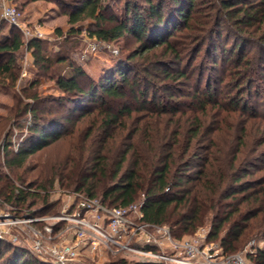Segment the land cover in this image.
I'll return each mask as SVG.
<instances>
[{"label":"trees","instance_id":"obj_1","mask_svg":"<svg viewBox=\"0 0 264 264\" xmlns=\"http://www.w3.org/2000/svg\"><path fill=\"white\" fill-rule=\"evenodd\" d=\"M79 1L66 13L70 26L66 34L57 27V36H76L79 30L75 23L89 18L93 23L88 33L98 40L113 42L129 33L145 41L141 42L145 47L142 53L162 45L173 58L159 64L163 77L172 82L193 80L191 85L186 84L191 88L180 90V94L171 89L168 95L158 96L157 88L148 79L152 76L150 69L145 68L146 74L140 79L137 74L129 76L130 67L124 62L99 81L89 79L82 86L79 79L85 72L81 67L68 62L62 53L48 56L42 38H29L26 48L40 71L47 73L53 63H67L69 72L56 75L55 83L67 102L75 103V108L80 105V110L86 111L84 115L93 117L65 158L30 169L38 170L34 180L21 181V186L9 180L1 184L4 176L0 173V197L15 206L31 207L38 196L45 203L48 190L57 182L63 188L98 197L107 206L123 207L141 201L143 220L168 226L171 235L179 239L208 224L206 240L216 242L225 256L237 252L249 240H264V174L255 176L264 170V111L259 109L264 108V91L254 86L252 92L250 77L255 68L264 72L257 64L264 55L244 53V45L250 43L260 53L264 51V0H253L252 4L219 0L220 18L212 25L204 23L198 32L188 33L180 49L169 39L189 25L196 0H143V8L123 0L120 16L109 12L110 2L105 3L109 0ZM227 19L233 20L234 26L223 24ZM222 26L236 39L232 48H224L225 62L238 52L227 72L212 80L222 84L217 93L211 79L203 80L198 74L194 79L188 69L174 67L181 65L185 54L189 66L206 40L215 50L212 36L220 37ZM9 35L0 42V58H6L0 64V74L13 84L17 80L13 54L24 44V36L14 25ZM141 81L145 86L139 91ZM228 87L230 93L224 96L223 89ZM244 91L255 95L253 103L258 108L249 105ZM127 95L133 97L137 107L122 102ZM31 98L38 99L35 95ZM84 104L93 106L82 108ZM19 112H29L33 122L16 150L10 141L6 142L3 165L10 169L22 167L32 153L63 133L58 116L42 118L38 108L29 102L23 103ZM127 119H131L129 126ZM248 257L253 264H264V246H257ZM110 263L165 264L137 260L127 263L123 259ZM0 264L52 263L37 259L23 246L0 239Z\"/></svg>","mask_w":264,"mask_h":264},{"label":"rangeland","instance_id":"obj_2","mask_svg":"<svg viewBox=\"0 0 264 264\" xmlns=\"http://www.w3.org/2000/svg\"><path fill=\"white\" fill-rule=\"evenodd\" d=\"M1 1L2 0H0V3ZM3 1H7L16 8L19 13V21L22 25L29 29L37 28L43 33V46L45 47V53L48 56L54 57L56 53H62L67 56L68 62H71L74 66H79L83 69L85 75L79 79L82 86L87 84L89 79H93L95 82L99 81L102 77L112 71L115 66L124 62L128 65L127 67H130L131 71L129 72V76H135V74H137V78L140 79L141 76L146 74L145 68L150 69L152 76H149L150 78L148 79L152 81L154 88H157L156 91L158 96L168 95L171 89L178 90V93L180 94L182 93L180 90L187 91L186 89L191 88L186 84L188 83V85H191L193 80L191 82H185L184 79H179V81L172 82L163 77V73H161V69H159L163 67H158L159 64H162L164 60L166 61L168 58H170V60H173V58L170 55V51L164 50L162 45L151 46L147 51L142 53V50L145 47L141 45L144 44L143 42L145 41H141V44L140 41L136 40L134 35L129 33L113 42L98 40L95 37L90 36L88 33L90 23H93V20L89 18H84L75 23L74 27L79 30V33L76 36H72L68 39H64L63 36H57L55 34V28L57 27L61 29L63 35L66 34L70 27L67 22L66 13L71 11L74 8V4H78L80 2L79 0ZM131 1L135 2V4L139 7L143 8V6H146L143 0ZM108 2H110L109 12L114 11V13L120 16L123 10L124 1L109 0L105 3ZM245 2L252 4L254 1L245 0ZM257 4L258 3L254 6L257 7ZM194 5L196 8L193 10V17L192 20L189 21V25L175 31L171 36V39H169L170 41H173L176 48H184V45L187 42L188 33L190 34V32H195V30L198 32L197 29H201L206 22H209L212 25L214 20L216 18H220L219 16L222 13L221 9H219V0H196ZM166 11L168 14L171 13V10L168 7H166ZM222 16L223 18H226L224 17V12ZM232 22L233 20L227 19L223 24L228 25L229 23V26H234V23L232 24ZM10 26L11 25L2 18L0 9V42L10 36ZM256 27L257 25H255L253 29ZM190 28L193 29L191 30ZM220 31V37L217 35L212 36L216 45L215 50H212L209 40H206L205 45H203L197 52L189 66L187 59L188 55L185 54L181 65H175L174 68L188 69L189 74L192 73L194 79L197 74L201 79H211V81L214 80V78L221 76L223 72L226 71V68L231 66L230 63L233 62L235 54L238 51H236V53L234 52L232 58L228 62H225L226 55L224 54V48H232L236 39L229 33H226L223 26L220 28ZM23 41L24 44L13 54L15 60V72H17V80L15 83L12 84L9 78H5L4 75L0 74V173L4 176L1 184H3L5 180H9L11 184L16 186H21V181L25 180L27 182L35 179L38 170L35 168L33 171H30V169L36 166V164H50L53 161L65 158L70 151L71 145L75 144L79 137L84 134L85 127L93 117V114L84 115L86 114V111L80 110V105L75 108V103L67 102L65 94L55 83L54 78L56 75L67 74L69 72L70 69L68 68L67 63H53L50 70L47 73H44L33 64V56L31 51L26 48L27 40L25 37L23 38ZM213 51L214 55H217L215 62L212 61L215 60L213 59ZM244 53H246L247 56L256 57H258V54L264 55V51H261L260 53L254 43L244 45ZM5 60L6 58H0V64H2ZM149 62L156 63L151 64ZM171 62L173 63V61ZM257 64L258 66H262V68H264V60L258 62L257 59ZM193 76H191V78ZM226 77L227 76L224 78L225 80L228 79V77ZM250 77L253 82L251 85V91L253 92L254 86H257L261 91H264V72H257V68H255L253 73H250ZM213 83L217 93L221 92L220 90L222 89V84L219 85L215 82ZM141 84L142 86L139 88V91L144 89L145 86L143 85V81H141ZM201 86L203 87L204 84L202 83ZM223 90L224 96L230 93L229 87ZM242 93L244 97L249 98V105L251 107L258 108V105H254L253 103L255 95H250L246 91ZM33 95L38 98L37 101H34L31 98ZM27 102L33 104V107L35 106L38 108L39 114L42 115V118H52V114L58 116L60 118L59 123L63 125V133L59 138L55 139L46 147L38 149L32 153L22 167L10 169L3 165L5 160L4 147L6 142L10 141L11 148L15 150L19 140L28 134V128L32 124L33 118L29 112H19L22 104ZM122 102H125V104L128 103L133 108L137 107V103L131 95H127L126 100H123ZM84 103H87V101ZM92 106V104H89L82 106V108H91ZM259 109L264 111V108L259 107ZM135 114L136 112L133 113V115ZM66 118H68V120L70 119L69 122H66ZM130 122L131 119H127L128 126ZM25 168H28L27 172ZM261 174H264V170L255 173V176ZM29 190L35 191V189L32 188H29ZM73 192V190L63 188L57 182H54L53 187L47 192V200L45 203L42 202L41 196H38L35 199V203L32 204L31 207L25 205L21 207L12 205L0 197V209L9 210V212L17 215H19V213L28 212L37 216H52L60 210L66 196ZM46 222L42 221L34 224V227L37 230H40V233L43 235V240L50 236L51 241H56L65 235L66 222L54 221L53 219ZM43 226H51L52 231L50 233L45 231ZM208 227V224L201 226L193 234L184 235L182 238L200 236V246L203 245L204 249L207 250L208 247H212V243H216L214 241L206 240ZM147 229L148 231H151L152 227H148ZM9 233L25 238V248L27 249V246L31 244V237H35L34 234L29 232L26 226H23V229L11 228ZM257 246H264V240H249L235 253H241L248 264H253L252 260L249 259L248 254L253 253ZM216 247L217 250L213 249L212 251L218 256V259L225 257L217 243ZM120 259L125 260L127 263L136 260L139 261L134 255L123 251H116L113 253L110 252L107 255L102 256L100 261L96 257L94 260L88 259V261L91 264H111V261H117Z\"/></svg>","mask_w":264,"mask_h":264},{"label":"built area","instance_id":"obj_3","mask_svg":"<svg viewBox=\"0 0 264 264\" xmlns=\"http://www.w3.org/2000/svg\"><path fill=\"white\" fill-rule=\"evenodd\" d=\"M0 9L2 18L18 27L26 40L43 37L39 29L22 25L18 11L7 1H1ZM141 205L138 201L123 207L107 206L98 197L74 191L66 196L60 210L52 216L28 212L17 215L0 209V239L25 247L26 239L9 233V230L26 226L35 236L27 246L29 252L52 264H91L88 259L96 257L100 261L102 256L116 251L134 255L139 261L165 264H248L241 253L218 259L212 251L217 250L216 243L206 250L200 246V236L179 239L171 235L168 226L145 222ZM51 219L67 223L65 235L56 241H51L50 236L43 240L40 230L34 227L36 223ZM148 227H152L151 231ZM43 229L52 231L51 226H43Z\"/></svg>","mask_w":264,"mask_h":264}]
</instances>
